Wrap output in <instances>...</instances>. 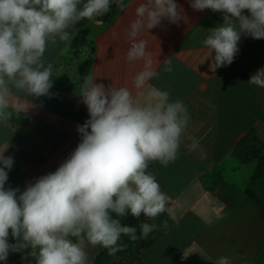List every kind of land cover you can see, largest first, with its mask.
Listing matches in <instances>:
<instances>
[{"label":"crops","instance_id":"1","mask_svg":"<svg viewBox=\"0 0 264 264\" xmlns=\"http://www.w3.org/2000/svg\"><path fill=\"white\" fill-rule=\"evenodd\" d=\"M141 2L124 0L123 9L112 4V14L81 20L68 29L70 41L49 42L43 56L45 65L53 66L48 95L13 90L21 105L32 107L19 111L29 118L25 124L0 122V152L14 160L12 169H5V188H18L19 195L39 177L55 172L81 142L77 126L90 118L79 95L85 77L106 88L123 86L142 93L137 96L140 103L147 102L152 88L168 91L170 100L184 103L189 121L176 160L166 167L149 162L148 171L168 201L159 215L165 228L142 250V264H216L222 256L230 264H264V218L248 191L258 160L243 162L234 154L236 145L252 133V145L261 147L259 156L264 159V88L248 82L264 68V39L241 34L233 62L212 72L215 52L203 41L223 23V13L196 11L190 0H175L185 19L175 24L162 19L137 37L146 41L151 70L158 76L136 90L133 78L145 70V61L126 59L131 44L127 33ZM166 59L171 60V72L163 70ZM189 137L199 141L195 151L188 150ZM9 231L8 242L15 244ZM105 250L86 245L91 264ZM30 252L31 248L10 251L0 264H35Z\"/></svg>","mask_w":264,"mask_h":264},{"label":"clouds","instance_id":"2","mask_svg":"<svg viewBox=\"0 0 264 264\" xmlns=\"http://www.w3.org/2000/svg\"><path fill=\"white\" fill-rule=\"evenodd\" d=\"M112 4L125 7L124 0H0V122L10 119V107L17 112L32 107L21 105L13 90L36 97L49 94L53 66L43 60L46 45L57 39L70 41L68 29L110 12ZM190 4L196 11L223 13V23L203 41L215 52L209 65L212 72L233 62L241 34L264 39V0H190ZM182 13L175 0H143L135 9L126 59L145 61V70L133 78L136 90L158 76L151 70L146 41L137 37L162 19L173 24L185 19ZM163 70H173L170 59L164 60ZM248 82L264 88V68ZM139 94L123 86L106 88L85 77L79 95L90 118L77 126L81 142L55 172L39 177L19 195L18 188H5V169L11 170L14 160L0 152V261L10 251L31 248L35 264H91L86 245H99L115 255L126 247L118 245L122 235L136 241L157 227L141 223L138 237L136 228L122 224L119 217L139 219L143 214L155 219L166 211L168 197L148 171L149 162L166 167L176 160L189 115L181 100H170L168 91L152 88L146 103L139 102ZM189 139L188 150L198 149L199 141ZM9 230L15 244L8 242ZM216 264L230 262L222 256Z\"/></svg>","mask_w":264,"mask_h":264},{"label":"trees","instance_id":"3","mask_svg":"<svg viewBox=\"0 0 264 264\" xmlns=\"http://www.w3.org/2000/svg\"><path fill=\"white\" fill-rule=\"evenodd\" d=\"M114 7H111V11L108 12L109 14H112L114 12ZM12 113L10 119L7 122H15L19 124H25L28 122V117L20 114L19 112L15 110L9 109ZM4 123V122H3ZM253 141H256V138L254 134L250 133L248 134L244 139L240 141L237 147L234 150V154H236L243 162L250 161L252 159L258 160V165L256 168V172L251 178L249 185H248V191L250 196L256 200L260 206L261 211L264 218V159L259 156V151L261 147L253 146ZM143 214L139 218L142 217ZM137 218L132 217L131 215H126L121 220V223L124 225H128L129 223L136 221ZM122 237V236H121ZM154 242V238L151 240H148L147 243L144 245L143 250L148 248L152 243ZM118 245H126L124 250L118 251L120 253H128L129 251L133 252L136 251L139 247V242L132 241L131 239H125L124 241L120 240L118 241ZM109 257L108 250L106 249L94 262V264H102V261H105Z\"/></svg>","mask_w":264,"mask_h":264},{"label":"rangeland","instance_id":"4","mask_svg":"<svg viewBox=\"0 0 264 264\" xmlns=\"http://www.w3.org/2000/svg\"><path fill=\"white\" fill-rule=\"evenodd\" d=\"M141 223L156 224L157 227L152 232H150L146 238H139L136 240L137 242H139V247L136 251H129L128 253L117 252L115 255H109V257L105 261H102V264H142L141 254L143 252L142 250L144 245L147 243L148 240H151L155 236H157L163 230V228H165V224L159 216L155 219H149L142 215L141 218L128 224V226L136 228V234L138 237L140 236ZM125 239L130 238L126 235H122L121 241H124Z\"/></svg>","mask_w":264,"mask_h":264}]
</instances>
